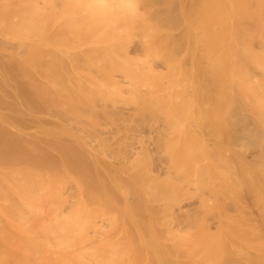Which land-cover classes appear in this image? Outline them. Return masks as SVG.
I'll use <instances>...</instances> for the list:
<instances>
[{
  "label": "bare ground",
  "instance_id": "bare-ground-1",
  "mask_svg": "<svg viewBox=\"0 0 264 264\" xmlns=\"http://www.w3.org/2000/svg\"><path fill=\"white\" fill-rule=\"evenodd\" d=\"M0 264H264V0H0Z\"/></svg>",
  "mask_w": 264,
  "mask_h": 264
}]
</instances>
